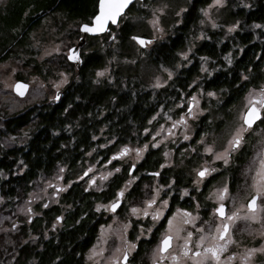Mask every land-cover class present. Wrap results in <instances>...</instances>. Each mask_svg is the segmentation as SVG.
<instances>
[{
	"label": "rangeland",
	"instance_id": "374dc122",
	"mask_svg": "<svg viewBox=\"0 0 264 264\" xmlns=\"http://www.w3.org/2000/svg\"><path fill=\"white\" fill-rule=\"evenodd\" d=\"M5 2L7 0H0V7ZM189 2L190 0H142L136 4L134 9L127 11L119 24L130 22L134 25V32L131 36L133 50L131 53H127L119 46L120 44L116 43L111 46L112 51L105 65L94 71V81L101 82L108 79L113 82V68L123 65L129 68L127 69L129 72L137 73L142 81L151 87L167 85L174 77V71L164 65H156L149 56V50L157 40L165 39L174 32V27L182 23L183 13ZM237 2L243 4V0ZM231 7L229 0H211L201 9L197 27L189 34L183 47L178 50L177 54L180 58L178 68L192 65L193 58L191 57L194 55L195 49L206 39H210L209 33H220V42H223L235 31L238 23L230 16ZM56 17L57 19L46 17L41 25L31 32L29 50L25 53L30 55L31 48L36 60L46 62L45 68L50 72L47 77L34 72L33 67L26 62L29 56L27 57L24 53L21 57L26 59L18 57L0 61V114H11L33 104L49 103L50 98H53L58 90H63L75 77V68L68 65L67 55L69 48L76 44L82 35L81 33L76 36L75 41L72 40V34L75 30H80L82 22L65 21L60 13ZM135 35L150 38L149 44L146 43L144 47L140 46L134 39ZM103 40L104 37L98 42L101 51L104 52L107 47ZM98 42L84 45L82 53L91 52L97 47ZM210 66L209 60L199 57L200 77L197 76L191 83L190 87L194 89L186 97V100L180 103L182 110L176 118L172 113L170 116L157 120L159 114H155L150 125L144 129V133L150 136L146 142L134 146L118 144L114 147L113 156L118 155L122 148H126L128 151L125 156L118 160H112V156L101 152L116 142V138L111 137L91 149L75 171L70 172L67 170L66 164L59 163L50 173L37 178L32 183L25 199L17 204L12 212L1 213L0 234L17 231L25 221L30 222L32 216L42 214L43 208L46 206L62 205L63 191L68 189L74 181L83 182L88 190L103 191L114 175L122 172L124 164L131 167L132 164L139 163L151 148L161 146L164 156L168 159L167 162H173L175 152L172 146L177 145L187 147L179 162H185L191 156L196 157L195 154H191L197 149L209 156L208 163L192 160L195 173L204 166L209 170L205 177L209 178L218 173L217 178L210 185L204 204L201 206L194 204L192 208L178 206L169 213L167 211L168 199L163 198L161 188L155 182L142 198L131 200L125 207L126 211L123 209L122 212L116 213V211L110 210V205L115 197L106 202H100L96 208L105 213L106 221L100 225L96 240L86 251V261L89 264H124L122 261L124 254L133 252L136 248V240L129 239L128 236L130 228H139L140 231L137 232L139 237H148L152 229L160 228L161 237L164 234L172 235L171 248L165 253L159 254L157 252L158 242L142 258L141 264H193L192 253L197 251V241L201 237L205 238L199 245L201 252L204 247L213 243L224 244L223 250L218 254L219 261H214L209 256L204 259V264H264V197H258L255 210H250L247 207L248 200L256 192V186L259 183L258 169L261 167V160L264 159V114L261 120L250 128L243 125L242 121V114L250 102L259 99L260 89L264 88V66L259 83L250 86L239 101L229 108L223 107L225 102L223 93L206 91L198 84L200 78L211 76ZM98 73H102V75H98ZM19 74H22L24 79H19L17 77ZM17 80H23L29 84L28 92L24 97H19L14 92L13 88ZM195 86L198 87L195 88ZM209 92L214 95L209 96ZM191 101L193 107L189 108ZM177 107L178 105L173 106L174 109ZM203 115L208 116L207 123L210 127L203 131L196 140H193L196 131L195 123ZM242 127L244 130L241 132V143L233 150L229 145V140L233 138L237 129ZM103 130L104 128H101V131ZM24 133L27 134L28 131L26 130ZM24 138L22 136L20 140ZM1 143L6 146H14L15 136L3 135ZM239 148H244L249 152V155L239 165L237 173L241 179L237 187L233 189L228 176L219 173L223 172L221 169L227 170L228 168L229 170L231 167L228 166L230 153L238 151ZM206 149L211 150L206 151ZM226 149L228 151L225 157ZM218 155L221 158L217 159ZM225 158L228 163H224ZM67 173L71 175L70 178ZM136 179V174H130L129 180L132 183ZM199 182L201 184L202 179L197 180V187ZM128 186L130 187V185L124 186L123 190L129 188ZM144 188H146L145 185ZM224 188H227V191L221 197L220 192ZM3 201L4 199L0 196V204ZM220 204L227 205L224 218L219 217L214 211ZM133 208L136 209L135 212L132 211ZM202 209L207 211L208 216L203 217V214L200 213ZM112 212L114 213L112 214ZM233 213L236 215L231 220H227L226 217L232 216ZM226 222L229 223L226 233L227 243L218 236L213 240V236L218 231L217 225ZM59 225L60 223L56 219L52 222L51 227ZM189 233L192 234L190 237ZM36 237V235H32V238ZM185 238H187V246L191 250L188 256L182 254ZM173 253L178 257L176 261L171 259Z\"/></svg>",
	"mask_w": 264,
	"mask_h": 264
},
{
	"label": "trees",
	"instance_id": "16d2710c",
	"mask_svg": "<svg viewBox=\"0 0 264 264\" xmlns=\"http://www.w3.org/2000/svg\"><path fill=\"white\" fill-rule=\"evenodd\" d=\"M237 1L229 0V5L232 6L230 16L238 27L223 42H220V33H209L210 39L195 49L192 65L178 68L177 53L197 27L201 9L211 0H190L182 23L173 28L172 34L152 45L149 50L152 61L174 71L167 85L151 87L123 65L113 68V82L94 81V71L105 65L111 46L117 43L127 53L132 52L131 36L135 27L125 22L111 25V35L107 32L88 36L86 44L104 37L107 49L101 51L98 42L91 52L83 53L79 70L69 61L68 65L75 68L76 74L58 103L43 102L11 114L1 113L0 196L4 201L0 204V215L12 212L41 175L50 173L59 163L66 164L68 171H75L85 155L104 140L116 138L113 145L101 151L107 156L118 144L134 146L146 142L150 136L144 129L155 114H159V120L172 113L176 117L182 110L180 103L194 89L191 83L200 77L199 57L211 62L209 72L212 73L210 77L200 78L198 84L206 91L223 93V107L229 108L250 86L257 85L264 66V0H243L242 5ZM138 2L140 0L128 11ZM97 6L98 0H7L0 7V61L22 58L24 53L29 56L26 62L34 72L47 77L50 72L45 68L46 62L36 60L31 48L30 55L25 54L29 50L31 32L46 17L57 19L58 13L65 21L88 22L97 12ZM80 34L79 29L75 30L72 40ZM17 77L24 79L22 74ZM174 105L178 107L174 109ZM208 124L207 116L195 123L197 133L193 140L210 127ZM3 135L15 136V145L2 144ZM22 136L25 138L20 140ZM158 157L157 150H150L141 166L156 168ZM225 171L228 172V168ZM229 173L233 176L231 187L235 189L241 178L236 168L229 167ZM67 176L71 177L68 173ZM122 178L121 174L112 179L103 191L88 190L83 182H75L62 195V205L43 208V213L32 223L25 221L17 231L2 232L0 264H89L85 253L96 240L100 225L106 221L105 213L97 210L96 205L115 197L122 187ZM139 191L136 185L133 195H139ZM58 216H62L60 225L51 227ZM32 235L37 237L32 238Z\"/></svg>",
	"mask_w": 264,
	"mask_h": 264
},
{
	"label": "flooded vegetation",
	"instance_id": "af4514ba",
	"mask_svg": "<svg viewBox=\"0 0 264 264\" xmlns=\"http://www.w3.org/2000/svg\"><path fill=\"white\" fill-rule=\"evenodd\" d=\"M92 17L90 18V20L88 22H91ZM84 22H86V21H84ZM110 31H111V27H110V30L108 31V33H110ZM87 39H88V37H87ZM147 44H149V43H147ZM81 54H83L82 53V47H81ZM76 69L79 70L78 68H76ZM66 90H67V88L65 87L63 89L64 94L66 93ZM64 94H63V96H64ZM49 102H50V100H49ZM51 104H56V103H51ZM190 107H193L192 101L189 104V108ZM204 117H205L204 115L201 116V119H203ZM196 133L197 132L195 131L194 137H195ZM152 149H155L159 152L157 166H156V168H153V169H146L145 167L143 168L141 166L142 162L146 158L147 153ZM172 149L174 150L175 155L173 154L174 161L171 163L167 162L168 159L164 156V153L162 152V148L160 146L158 148L149 149L144 154L142 160L139 163L132 164L131 167L124 164L122 167V172L115 174L113 179L116 178L118 175H121V174L123 176V178L121 180L122 187L120 189H118L117 192L120 191L121 189H123V187L126 185H130V187L128 186L129 188L123 190L122 196L117 197L115 195L114 200L121 201V203L117 206V208L115 210H112L111 207H110V210L116 211V213L122 212L123 209L126 211L125 207H127L129 205V202L131 200L134 201L136 199L142 198L144 196L145 192L148 191V189L149 190L151 189L150 187L153 186V184H152L153 182H155L156 185L161 188L163 198L168 199L167 211L169 213H171L173 210H175L178 206L192 208L194 206V204L199 205V206H201V204H204L206 195L208 194V191L210 188V185L217 178L218 173L211 175L209 178L208 177L201 178L197 175V173L202 168L199 169L195 173V168L193 166L192 160L196 159L198 161H201L202 163H208L209 162V156L206 153L200 152L197 149L198 151L196 150V152H193L191 154V155L195 154L196 157L191 156L185 162H183V161L179 162L180 160H182V158L184 156L183 154H185V149H187V147H179L177 145H173ZM113 150L114 149H112V151L109 153V155L112 156V158H111L112 160L120 159L122 156H125L127 154V151H128V149H126V152L123 155L113 156V154H114ZM248 155H249V153L247 151H245L244 148H239L238 151L230 153V156L228 159L229 160L228 166H231V168H234V169L236 168V173H237L239 170V165L242 164L244 158L246 159L248 157ZM132 166H134L133 169H131ZM67 168H68V166H67ZM204 168H207V167L204 166ZM124 170H126L127 173H125ZM221 170H223V172L219 173V174H221V175L226 174L229 178L230 183H231V181L233 180L232 179L233 176H231V174L229 173V170H228V172H226L224 169H221ZM133 173L137 175V179L132 183L131 180H129V176H130V174H133ZM198 179H202V182H201V184L199 182V186L197 187L196 182ZM75 182H78V181H74L73 183H75ZM179 183H181V186L179 185ZM71 185L69 186V188L71 187ZM136 185H139V187H140V191H139L140 194L137 196H134L133 195L134 194V188ZM144 185L146 188H144ZM69 188L66 189L65 191H63V194L66 193L69 190ZM177 199H179L183 202H188V204L187 205H183V203L178 204ZM46 207H48V206H46ZM113 213L114 212H112V214ZM200 213L203 214V217L208 216L206 214L207 211H204L203 209L201 210ZM36 216H32L30 218V223L33 222V220ZM58 217H61V219L58 220L60 222L62 220V216H58ZM139 231H140L139 228H130V230H129V233H128L129 239L134 238L133 240H136V244H135L136 248L134 249L133 252H126L127 253V259L124 262V264H141V262H143L142 258L146 255V253L149 252L151 250V248L154 245H156L162 238L160 228L152 229L149 232L148 237H144V236L139 237V235L137 233ZM169 235H171V234H169ZM172 242H173V240H172ZM144 262H146V261H144ZM155 264H158V263H155Z\"/></svg>",
	"mask_w": 264,
	"mask_h": 264
},
{
	"label": "snow or ice",
	"instance_id": "6c2138e0",
	"mask_svg": "<svg viewBox=\"0 0 264 264\" xmlns=\"http://www.w3.org/2000/svg\"><path fill=\"white\" fill-rule=\"evenodd\" d=\"M129 3V0H99V8L100 11L99 13L95 16V23L89 27V25L85 24L83 25V30L93 32V31H102L103 30V25L104 22L107 20H111L113 23L116 22V17L124 10V8L127 6ZM138 40L140 44H144L145 41L139 38H135ZM183 55V54H182ZM70 59H78V57L75 56V54L71 55L69 57ZM203 70V69H201ZM98 75H102V73H98ZM170 75V74H169ZM24 87L23 85L17 84L16 88L19 91L20 88ZM22 95L23 93L20 92ZM209 96H213L214 93L209 92ZM262 114H264V88L260 89V94H259V99L255 100L254 102H250L248 107L246 108V111L242 114V121L243 125H246L247 127H251L253 123L260 119ZM183 119V118H181ZM243 127L240 129H237V131L234 133L233 138L229 140V145L230 147L234 150L237 148L240 143H241V132L243 131ZM211 149H206V151H210ZM227 149L225 150V157L227 154ZM126 152V148H122L118 155H123ZM221 158L220 155L217 156V159ZM224 163H228L227 158L224 159ZM116 171H119V169H116ZM208 169L207 168H202L197 175L201 178L205 177L208 174ZM258 176H259V183L256 186V192L254 195L251 196V198L248 200L247 207L250 210H255L257 207V198L258 197H264V159L261 160V167L258 169ZM127 183V182H126ZM227 191V188H224L221 190L220 195L221 197L224 195V193ZM123 195V189L118 191L116 193V196H122ZM118 200H114L110 207L112 210H115L117 207ZM101 207V206H98ZM133 212L136 211L135 208L132 209ZM215 212H217L220 216L225 217V212H224V205L220 204L219 207L214 209ZM147 215V213H145ZM236 213H233L232 216H227V220H231L233 216H235ZM155 218V217H154ZM57 220H60V217L56 218ZM171 224V220L169 221ZM187 223V221H185ZM228 224L227 223H222L217 225V233L216 235L213 236V240L216 239L218 236L220 239L224 240L225 243H227L226 239V233L228 232ZM189 237L192 235L191 233L188 234ZM204 237H201L199 241H197V251L192 253V258H193V264H204V259L210 258L214 261H219V252L223 250L224 244H219V243H213L210 246H206L203 248V252L199 250V245L203 243ZM173 237L172 235L169 234H164L161 238V240L158 243L157 246V252L159 254H163L166 251H168L171 248ZM188 240L185 238V244L182 248V254L183 256H188L189 252L191 251L188 248ZM124 259H127V253L124 254ZM171 259L173 261H176L178 259L176 254H172Z\"/></svg>",
	"mask_w": 264,
	"mask_h": 264
},
{
	"label": "water",
	"instance_id": "95a60500",
	"mask_svg": "<svg viewBox=\"0 0 264 264\" xmlns=\"http://www.w3.org/2000/svg\"><path fill=\"white\" fill-rule=\"evenodd\" d=\"M136 1H137V0H129V3H128L127 6L124 8V10H123V11H122V12L116 17V22H115V23H113L111 20H107V21H105V22H104V25H103V30H102V31H93V32L85 31V30H83V27H82L83 25L87 24V25H89V27H91V26L95 23V19H94V18H95V16L99 13V11H100V8H99V0H98L97 12H96V13L94 14V16L92 17L91 22H83V23H81V25H80V31H81L82 35L79 37L77 43L74 44V45H72V46L69 48V52H68V55H67V59H68L70 62L74 63V64H75V67L79 69V68L81 67L82 63H83V57H82V54H81V47H83V46L86 44V42H87V37H88V36H98V35H101V34H103V33L108 32V31L110 30L111 25H112V26H116V25H118L119 22H120L121 17H122L127 11H128V9H129L134 3H136ZM140 1H142V0H140ZM112 36H113V35H112ZM135 38L142 39V40L145 41V43H144V44H140V43L138 42V40L135 39ZM134 39H135V40L140 44V46H142V47H144L146 43L150 42V38H146V37H143V36H140V35H135V36H134ZM73 54H75V56L78 57V59H70L69 57H70L71 55H73ZM17 84L23 85L24 87L20 88L19 91H18L17 88H16V85H17ZM13 89H14V92H15L19 97H24V96L27 94V92H28L29 84H28L26 81H23V80H17V82L15 83ZM20 92H22L23 94L21 95ZM63 94H64L63 90H58V91L56 92L55 96H54L53 98L50 99V102H51V103H58V102L62 99ZM262 116H263V115H262ZM262 116H261V118H262ZM261 118H260V119H261ZM260 119L256 120V121L253 123L252 126H254V125H255ZM133 167H134V166H132L131 169H133ZM257 200H258V198H257ZM120 203H121V201H118L117 206H118ZM256 203H257V202H256ZM223 205H224V212H225V214H226V212H227V205H226V204H223ZM218 207H219V206H218ZM116 208H117V207H116ZM116 208H115V209H116ZM217 214H218V213H217ZM218 215H219V214H218ZM225 216H226V215H225ZM219 217H222V216L219 215ZM60 218H61V217H60ZM222 218H224V217H222ZM226 223H227L228 226H229V223H228V222H226ZM228 229H229V228H228ZM171 245H172V244H171ZM122 261L125 262L126 260L123 258Z\"/></svg>",
	"mask_w": 264,
	"mask_h": 264
}]
</instances>
